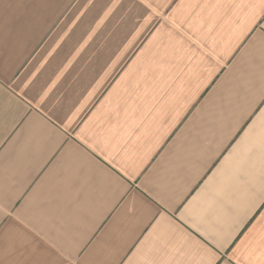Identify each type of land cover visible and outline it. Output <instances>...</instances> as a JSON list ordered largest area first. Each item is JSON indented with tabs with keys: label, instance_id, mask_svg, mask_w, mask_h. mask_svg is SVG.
<instances>
[{
	"label": "crops",
	"instance_id": "obj_1",
	"mask_svg": "<svg viewBox=\"0 0 264 264\" xmlns=\"http://www.w3.org/2000/svg\"><path fill=\"white\" fill-rule=\"evenodd\" d=\"M0 264H264V0H0Z\"/></svg>",
	"mask_w": 264,
	"mask_h": 264
}]
</instances>
